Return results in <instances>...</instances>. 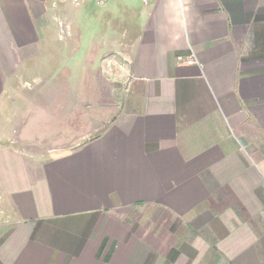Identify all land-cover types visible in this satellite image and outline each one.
Returning a JSON list of instances; mask_svg holds the SVG:
<instances>
[{
    "label": "crops",
    "instance_id": "0c3cea01",
    "mask_svg": "<svg viewBox=\"0 0 264 264\" xmlns=\"http://www.w3.org/2000/svg\"><path fill=\"white\" fill-rule=\"evenodd\" d=\"M66 52L120 54L95 136L57 139L42 88L14 104ZM0 264H264V0H0Z\"/></svg>",
    "mask_w": 264,
    "mask_h": 264
},
{
    "label": "rangeland",
    "instance_id": "374dc122",
    "mask_svg": "<svg viewBox=\"0 0 264 264\" xmlns=\"http://www.w3.org/2000/svg\"><path fill=\"white\" fill-rule=\"evenodd\" d=\"M59 44L62 45L60 41ZM65 45L76 46V38L66 39ZM70 56L66 52L50 64L45 62L47 66L42 71H38L36 77H26L25 81H19L20 85L12 87L19 92L14 95L17 110H22L24 107L20 98L23 93H41V88L51 96L63 98L66 112L62 120L65 128L64 133L56 136L57 139L64 136L67 140L72 139V134L77 135L79 132L85 136H95L102 132L125 108L129 93L128 79L119 59L120 54L113 55L116 61L111 67L102 64L95 69H77L76 62L70 61ZM73 108L76 113L72 112ZM35 136L43 137L39 134ZM19 138L20 135L12 134L11 140L3 144L15 152L27 154L38 151L35 146L23 145ZM42 142L44 143L42 147L51 145V139H47L46 135Z\"/></svg>",
    "mask_w": 264,
    "mask_h": 264
},
{
    "label": "built area",
    "instance_id": "2783aa9c",
    "mask_svg": "<svg viewBox=\"0 0 264 264\" xmlns=\"http://www.w3.org/2000/svg\"><path fill=\"white\" fill-rule=\"evenodd\" d=\"M104 0H102V2H103Z\"/></svg>",
    "mask_w": 264,
    "mask_h": 264
}]
</instances>
